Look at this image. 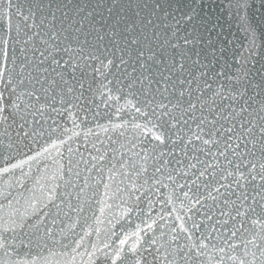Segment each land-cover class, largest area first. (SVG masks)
<instances>
[{
  "label": "snow or ice",
  "instance_id": "1",
  "mask_svg": "<svg viewBox=\"0 0 264 264\" xmlns=\"http://www.w3.org/2000/svg\"><path fill=\"white\" fill-rule=\"evenodd\" d=\"M226 5L144 0L131 16L109 8L99 21L88 12L92 43L91 32L81 40L56 30V11L68 16L67 3L40 0L25 11L19 0H0V136L8 141L0 139V253L7 257L0 264H77V257L80 264H264V53L255 55L264 31L253 23L258 12L264 24V0L257 12L255 0ZM225 13L247 42L235 66ZM101 107L114 111L97 128L119 147L109 154L88 128L92 151L85 144L82 152L76 129L89 113L95 122ZM65 114L72 128L60 125ZM129 127L127 144L107 135L124 136ZM101 186L100 216L88 224L84 214ZM117 199L126 205L121 217L135 212L141 223L117 232L108 220L101 239L100 217ZM21 235L48 256L15 259L10 241ZM93 235L97 242L86 246Z\"/></svg>",
  "mask_w": 264,
  "mask_h": 264
},
{
  "label": "water",
  "instance_id": "2",
  "mask_svg": "<svg viewBox=\"0 0 264 264\" xmlns=\"http://www.w3.org/2000/svg\"><path fill=\"white\" fill-rule=\"evenodd\" d=\"M40 0H19V3L22 5V7L25 9V11L27 10L28 7L33 6L35 3H39ZM50 0H43L44 4L49 3ZM51 2L53 4H69V7L67 9H65V11H67L69 13L68 16L64 17L63 19H60L61 13L59 11H56L55 7H53V11H56V15H57V20L55 21V28L57 31H61L62 35H68L69 32H72L73 35H80L81 36V40H83V35L82 33H89L91 32L92 34L88 36V39L92 42V43H96L95 40V33L92 31L91 28V24L93 23L92 18L88 17L87 19H85L84 17L86 16V14L88 12H92L95 11V13L97 14L95 17L96 21H99L101 19V15L103 14L104 18L108 17V9L112 8L113 11H115L116 9H120L121 10V15H124L125 12L128 13L129 16L132 15V11L133 10H137V5L138 4H142L144 2V0H51ZM148 3H152L153 0H147ZM221 3L226 5V0H220ZM260 3L261 0H255V8L253 9L254 12H257V10L260 9ZM79 6V8H82L83 11H79V9L76 7ZM264 11V10H261ZM46 14V13H45ZM38 15V20L39 18H41ZM51 19V17H49V20ZM261 21V17L259 15V13L257 12V14L253 17V23L257 26L258 28V32L259 31H264V24L260 23ZM80 22L83 25V28L81 30V32H75L74 30L78 27V23ZM47 24V21H46ZM222 24H223V30H224V35L226 37H228L229 41H231V43L227 44V48L229 49L228 52V60L229 63L233 66H235L236 61L239 59L240 54L243 52V48L247 47V42L244 38V33L243 31L239 28V23L238 21H236L230 14L225 13L222 16ZM0 27H2V25H0ZM96 27H100L99 24H96ZM63 29H67L68 31H63ZM65 44L69 43L68 41H64ZM107 43V39L105 41L100 42V47L102 48L103 45ZM73 49H76V51L73 53L74 56H78L81 55V53H79L77 45L75 43L71 44ZM243 46V47H242ZM19 47V46H18ZM233 49L235 50V58H233ZM90 49L86 46L85 47V53L84 55H86V53L89 51ZM261 53H264V48H259L257 50V53L255 55H257V58H259V55ZM29 57L32 58V53L29 52L28 53ZM61 56H63V58L65 60L68 59V56L64 53H60ZM79 63H82L81 61H78ZM90 63H93L95 67H100V65L94 61H90ZM89 72V76L86 77L87 82H92L91 80V75H92V69L89 68L87 70ZM71 72V68H69L66 72H65V79L67 80H72L71 75H69V73ZM77 77L80 76V72L77 71L75 74ZM102 78L99 76V74H96V84H93V87H97L98 86V82L101 80ZM74 83V82H73ZM97 103H99V99L97 98ZM120 103H123V100L120 101ZM57 107H59V105H56ZM114 111V109L109 108V109H105L103 107H101V109L99 110V115L96 118V121L93 122V120L91 119V113H89V119L84 123L81 124V127L79 129H76V131L81 132V136L76 139V143L74 144V147H80V150L83 152L84 151V145L87 144L88 147V151H92L91 148V143H88V141H92L94 140L93 136H89L88 140H84V133L87 132L88 128H91L92 131L94 133H98L100 140L104 141V147L108 149L109 154H111V149L112 147H119V144H110V142L107 140L105 133H103L102 131H100L99 128H97V123L102 124V125H107L109 118H110V114ZM125 119H131V114L127 115L124 117ZM113 122H118L115 120V118L113 117ZM45 120H47V117H45ZM48 123H50V121H48ZM48 123H45V128L48 127ZM59 123L61 126H67L68 128H72V122L70 119L67 118V114L64 115L63 118L59 119ZM3 129H0V133H2ZM107 135H110L112 137L113 141H119L120 143H124L127 144L129 140L132 139L133 136V131L131 130V128L129 127L128 130L125 131V135L124 136H119L118 133L115 132H109ZM125 137H127V139H125ZM0 139H4V143L5 145L7 144V139L4 138L3 136H0ZM97 143V147H100V143L99 141H95ZM33 147H35L33 145ZM21 148H23V145H21ZM26 150V149H25ZM124 151H126V149H124ZM0 152H3V148H0ZM95 154V153H93ZM85 155H87V153L85 152ZM3 163V159L2 157H0V164ZM99 195L97 197L94 198V202L91 206V209L86 211V213L84 214L87 217V223L88 224H92L93 223V213H95L96 216H100V212H99V207L100 205L95 203L96 199H99L102 197L103 194V187L101 186L99 188ZM162 191H166V190H162ZM110 204H112L111 208H105V212H104V216L100 217L104 223L100 226L102 231H101V239H104V232H103V228L105 227H110L111 225L108 224V220H111L112 223L115 225L114 230L119 232L121 229H123L125 232H132L136 230V225L141 223V219L139 217V215L137 213H132L130 215L121 217L120 213H121V209L123 207H126V205L122 204L120 200H109L108 201ZM141 208H144L145 211H147V208L144 204H141L140 206ZM160 205L157 204L156 208L159 209ZM118 221V222H117ZM81 225H84L85 221L84 219H81ZM80 230V227H77V231ZM58 231V230H57ZM24 239L25 240V244L21 245L20 244V240ZM57 239H59V236H57ZM67 242V241H65ZM96 241V237L95 235H93L92 237L88 238L85 241L86 246L90 243H95ZM10 245H11V249H14L16 252V256L14 257L15 259H24L26 258V254L27 258H31L32 256H36L38 253L41 256H48V252L47 251H41L40 249H37L35 244L32 245L31 249H29L27 247V240L26 237H24L23 235L19 236L15 242H11L10 241ZM49 246L51 247V241H49ZM57 252H62L64 251V249L59 248V246L56 247L55 249ZM60 260H64V257H58ZM0 259H7V257L3 256V253H0ZM77 264H80V260L79 257H77Z\"/></svg>",
  "mask_w": 264,
  "mask_h": 264
}]
</instances>
